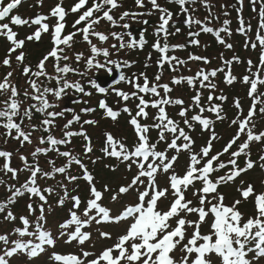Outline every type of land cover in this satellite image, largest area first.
I'll list each match as a JSON object with an SVG mask.
<instances>
[{
  "label": "snow or ice",
  "instance_id": "6c2138e0",
  "mask_svg": "<svg viewBox=\"0 0 264 264\" xmlns=\"http://www.w3.org/2000/svg\"><path fill=\"white\" fill-rule=\"evenodd\" d=\"M23 0H0V37L8 42V49L2 63L4 66L11 67V56L17 50L22 49L26 41H39L42 33H50L53 47L47 52L36 65L33 71L30 66L23 65L25 54L20 51L15 56L18 64L23 65L22 73L28 77H45L47 80H55L56 87L42 86L37 79H29L27 81L28 88L24 90V100H20V93L15 84L10 82L13 72H8L3 81L0 82V96L4 99L0 100V128L4 129L5 143L8 139L19 142L22 149L25 143L31 145L33 143L32 134L41 131L46 135L38 138V144L30 153L29 157L23 155L20 149L15 153L7 150H0V172L4 175H10L11 180H18L20 172H28V179L19 186L8 184L5 180L0 179V185L6 187L9 195L4 201H0V215L3 221L15 224L19 220L21 226L13 227L9 232L0 234V264H10V259L17 254L25 255L29 260L37 257L45 252L46 247L55 248L56 238L51 231L47 230V218L45 214V205L48 203V197L53 195L56 188L51 186L41 188L38 179H55L57 175L63 176L67 183L61 181L57 187L61 190L58 197V205L63 206L70 201L72 206L68 209V218L58 224L59 236L66 237L65 243H77L81 246L91 239V233L84 231L93 223L99 225L101 223H120L121 221H130L127 223L123 234L119 235L115 243L110 247H105L98 254L81 249L79 255L74 253L62 254L53 251L49 255V259L53 264H253V260L249 259L250 253H255V258L264 257V192L256 193L254 185L249 183L247 187L237 189L240 199H236L231 205L224 203L225 196L218 191L221 184L234 181L244 172L254 167V162L250 159V152L246 153L252 142H264V130L258 133L254 131L255 124L253 122L257 105L261 102L260 97L264 94H258V85H264V78L261 72L264 71V0H250L253 10L256 11L255 5L260 4L258 10L259 22L254 39L248 36L251 32V24L245 25L243 19H240V27L237 29L239 34L246 37L245 48L255 50L260 48L259 65L254 66L251 60L247 61L248 73L241 78V82L249 85L247 95L252 103L247 116H243V109L239 99L234 100V107L237 109V116L231 120V124L237 126L235 135L226 143L222 151L215 155H210L213 142L219 139L214 130V124L217 121H223L226 117L222 114V105L214 103L215 99L226 100V97L214 95L216 84L213 79L218 73H224V80L231 85L237 80L232 75L231 65L233 60L240 62L238 57L231 60H223L222 67L211 70L199 69L194 76H173L171 85H181L186 83L187 86L194 91V95L190 98L191 103L185 107V101L182 98H173L170 93L173 88L169 83H161L163 75V67L169 65L171 71L176 72L178 66H184L188 61H203L209 63L206 57L189 54L187 60L177 56H169L170 51L184 49L188 46H198L199 40L196 39L201 32L213 33L217 42L231 49L232 44L226 43L221 36L222 32L231 35V30L227 27L214 29L207 26L200 19H195L191 15L190 6L194 5L197 0H167L168 3H175L179 6L180 14L185 15L184 23L191 29L192 25L199 26V31H189V40L187 44L169 45L168 36L172 33L168 32V26L172 21L173 13L158 3V0H147L151 4L152 11L144 12H123L119 19L125 20L126 17L151 15L153 11L159 12L158 24L155 28V35L158 37L153 44L154 50L160 53L157 60V67L160 71L156 74L154 82L149 81L145 73L139 76L133 74L132 78H126L124 72L120 71L119 79L115 84L120 82L128 83L132 88V92H125L112 86L115 94L124 102V106L118 110H114L109 106L106 100L98 101V108L103 112L105 118L116 121L121 113L129 116L128 124L133 128L135 141L131 149L122 141L117 140L111 133H105L104 146L101 152L104 156L115 158L124 163L127 170L131 171L135 166L136 174L132 177L127 185L120 186L110 197L112 202H117L119 196L127 195L132 192L136 202L134 204H125L122 210L116 215H112V210L102 205V199L105 192L112 191L107 184L103 186V190H98L94 176L89 172L86 164L80 155L75 154L72 150H61V146L70 145L72 138L80 136L84 140L83 156L89 157L93 151L91 138L87 135L83 125H96L97 121L93 119L83 120L81 129L73 131L72 126L81 123V115L75 112V109L65 108L59 111H50V109H58L59 101L67 95L68 90H72L81 96H91L85 84L80 80L75 82L67 79L69 73L79 75L81 77L87 75V71L95 68H105L106 64L113 65L116 69L121 67H130L131 63L123 61L110 60V52L107 48H98L92 43L90 35L96 36L101 42L109 39L108 35L100 32L91 31L93 26L98 24L101 19L107 20L113 27L117 26V21L110 14L113 9L120 5L117 0H93L92 7L87 8L79 16L73 24L75 28L81 22H86V26L79 31L83 35V40L90 45L91 57L86 60V70L78 72L76 69L65 63L60 66V60L67 61L68 57L62 55L64 47H71V42L76 32L62 36V30L65 28L63 21L67 15L65 8L62 6L63 0L51 8L47 15L37 13L34 18L25 19L20 15H12L13 10L17 9ZM204 7L209 9L211 14V5L209 0H200ZM39 4L43 0H38ZM87 0H78L71 8V12L76 13L85 7ZM242 4L243 0H238ZM138 8L145 7V0H135ZM187 5V6H186ZM106 6H110L104 10ZM103 12L101 17L93 18L94 12ZM239 11V10H238ZM227 15V13H225ZM49 18H56V23L52 26L47 23ZM8 19L10 23H3ZM207 19V18H206ZM147 24V21H143ZM224 25L230 22L225 20ZM10 25L14 26H36L35 31L28 35L25 39H18L17 32ZM124 29L129 27L128 24L119 25ZM180 29L177 28L176 32ZM124 35L132 36L131 33L118 34L111 33V37L119 41L118 45H112L115 49L119 47L132 48L136 46L135 39L125 42ZM163 37V43L159 37ZM145 43L143 33L139 36V47L142 48ZM103 55L105 63H100L96 57ZM49 58L55 60L54 70L55 76H51L46 71V61ZM76 60H81V54L76 55ZM148 65H145L147 67ZM256 67L257 70L253 71ZM227 69V71L225 70ZM143 83H139L140 79ZM87 85L95 89L98 94H107L108 88L100 87L95 79H90ZM31 89V91H29ZM162 90V92H161ZM203 90H208L207 105L201 104ZM55 98V102H50L48 97ZM145 97H151L146 99ZM134 99L138 101L136 104V112L133 115L132 110L127 107V101ZM25 101H31L24 107ZM75 103H85L77 98ZM178 107L177 115L181 121L173 119L167 112L166 108ZM155 109V113L150 116L148 108ZM195 111L194 110H197ZM97 109L93 107H84L80 111L87 115L95 112ZM39 113L43 119L40 120L39 127L29 125L30 130L25 131L24 120H32L33 114ZM189 112H194L189 117ZM208 112L215 116V120L205 117L204 113ZM259 112L264 114V106L259 108ZM67 113H71L69 118H65ZM243 116V118H241ZM151 118L152 123H141V120L147 121ZM57 120H64L62 125L56 123ZM199 124L202 131L210 133L209 138L199 151L193 150L194 141L188 130H193L194 125ZM53 129H59L61 136L58 138ZM155 130L157 139L153 142L149 133ZM245 135L246 139L241 142L236 151L230 153V159L223 161L220 159L230 149L237 144L241 135ZM164 143L165 150H158V145ZM169 151L174 153L188 152V164L183 174H178L174 165L178 160V155H168ZM54 152L57 157L65 158V163L56 166L55 159H48L49 170L44 171L39 164V156H48ZM18 155L21 165L19 167L11 166L12 157ZM242 155H247L245 167L238 166V160ZM264 161V156L260 158ZM93 163L96 161L93 160ZM76 165L81 170L80 175H72L70 169ZM264 168V164L261 165ZM228 168L229 171L225 175L217 176L213 180L214 173L222 169ZM115 171V168L112 169ZM159 174L167 176V185L161 187L156 180ZM83 179L89 188V198L84 202L83 211H80L81 198L73 195L68 189V184H74L77 180ZM199 183L200 187H196ZM189 188H192V196L195 199H188L186 196ZM29 196L30 202L27 204L28 215H20L17 217L10 206L17 202L18 197L24 195ZM169 195L171 199L169 200ZM38 199L39 204L34 206L31 202ZM252 199L254 216H249L246 220L239 210V205L243 201ZM161 200H169L166 209L159 206ZM39 212L38 215H35ZM189 216H195L196 219H189ZM34 217V219H30ZM208 225V231L202 233V225ZM74 226V230H73ZM191 229V232H189ZM101 239H111L108 232L100 231ZM27 238V239H25ZM115 253V254H114ZM94 256L93 259L88 257Z\"/></svg>",
  "mask_w": 264,
  "mask_h": 264
},
{
  "label": "rangeland",
  "instance_id": "374dc122",
  "mask_svg": "<svg viewBox=\"0 0 264 264\" xmlns=\"http://www.w3.org/2000/svg\"><path fill=\"white\" fill-rule=\"evenodd\" d=\"M74 1L75 0H71V2H73V4H74ZM231 1V0H230ZM230 1L229 0H209V2H210V5L211 6H213L216 10H220V9H224V8H229L230 6H231V3H230ZM244 1V4H246V2H248V1H246V0H243ZM59 2V0H43V3L42 4H39L38 3V0H34V1H32L31 3H27V4H22V8H26V9H29V11H30V13H36L38 10H40V9H42L41 10V12H39V13H43V14H47L46 12L48 11V9H47V7L49 6V5H52V7H54L57 3ZM51 3H53V4H51ZM66 3V2H65ZM123 4V3H122ZM122 4H120V6L119 7H121V5ZM63 5V4H62ZM67 5V3L65 4V6ZM160 5H161V3H160ZM73 6V5H72ZM244 7H246V5H244ZM31 9V10H30ZM20 10V9H19ZM33 11H36V12H33ZM26 12V11H25ZM152 13H157V11H153ZM28 15L29 16V13L28 12H26L25 13V15ZM157 20H158V18H159V14H157V17H155ZM141 19H139V18H137V17H135V18H133V17H131V19H129V21H131V22H133V23H136V24H138L139 23V21H140ZM47 23H49V25L50 26H52L54 23H55V20L53 19V18H49L48 19V21H47ZM154 23V22H153ZM152 23V24H153ZM251 23V22H250ZM28 34H31V33H29L28 32ZM24 35V34H23ZM108 36H109V39L107 40V42L105 43V42H103V44H98L96 41H92L93 42V44H96V46L98 47V48H101V49H104V48H107L108 50H109V52H110V56L108 57V59H110V60H114V61H116V60H119V59H123V57H125L127 54H128V50H127V47H126V50H124V49H120L119 47H117V48H115V49H113L112 48V45H118L119 44V41H117V40H115V39H113L112 37H111V34H108ZM45 40L46 39H49L50 38V33H48L47 35H45ZM251 37V36H250ZM22 38H24L23 36H22ZM79 38V37H78ZM253 38V37H252ZM254 39V38H253ZM245 40H246V37L244 36L243 37V39L242 40H240V42H238V43H234L233 42V40H231L230 41V43L229 44H232L233 45V47L231 48V49H228L227 51H224L223 49H222V47H219L218 46V48L217 47H215L216 49H214V50H212V51H210V52H206L205 54L207 55V54H209V55H207L206 57L208 58V59H210L211 60V63H216L217 61H216V58H223V59H227V58H230V59H232L234 56H236V55H238V56H240L243 60L246 58V60L248 61V60H251L252 62H254V60L256 59V60H259V56L257 55V54H255L254 53V51H256V50H258L259 51V55H260V49H259V47H257L255 50H251V48L249 47V48H245ZM124 41L127 43V42H129V37L128 36H124ZM25 45H27L28 47H27V49L30 51V49H34V47L33 48H30V47H32V43H26ZM85 45V44H84ZM82 45V46H80L79 44L78 45H74L73 47L71 46L70 48H69V50H68V61L70 62V64L72 65V64H75V65H77V66H83L84 64H86L85 63V59L89 56V52H88V45ZM36 47H38V46H36ZM5 48H7L6 47V44L5 45H2L1 47H0V51H1V54L2 53H6L7 54V51H5ZM48 49V47L46 46V47H44V51H46ZM29 51H27L26 50V53H29ZM19 52L20 51H16L15 53H13V58H11V64H16V60H15V56L16 55H18L19 54ZM203 53V51H201V53L200 54H202ZM77 54H81V60L78 62L77 60H76V55ZM42 55V53L40 54V56ZM5 56L6 55H2V57L0 56V73H8V72H12L13 71V69L12 68H6L4 65H3V63H2V61H3V59L5 58ZM39 56V57H40ZM147 55H145V56H143V57H146ZM152 56H154L153 54H152ZM237 56V57H238ZM98 61L100 62V63H105V58H100L99 57V59H98ZM110 64H106V66H105V68L106 67H108ZM255 66V65H254ZM246 67H248V64L246 63L245 64V68ZM254 68H256V67H254ZM199 69H201V67L199 66V67H196V68H194L193 70H195L196 72L199 70ZM82 72V71H81ZM104 72H106L105 70H104V68H102V70L101 71H98V70H96L95 68H93V69H91L90 71H88L87 72V75L89 74V76L90 75H101V74H103ZM233 72H236V69L233 71ZM86 78V77H85ZM239 84V83H238ZM218 88H219V90H221V91H223V93L224 94H226V95H228L229 97H230V99L232 100L234 97H236V98H238L240 95H238V93H239V91H241L240 89H241V87H240V85H236L235 86V90H227L225 87H223L222 85H218ZM180 93V91L178 90L176 93ZM228 93V94H227ZM236 95V96H235ZM241 97V96H240ZM230 100V101H231ZM60 103H61V101H60ZM93 105H95V102H93L92 103ZM242 105H244V103H242L241 104V106ZM243 107V110H245V107L244 106H242ZM222 125H223V127L222 128H217V130H216V133H217V135H218V137H219V139H217L218 140V146L220 145L221 146V143H224L225 141H227V140H229L232 136H233V134H234V128H231L230 127V123L229 122H227V121H225V122H220ZM104 125H108V124H104ZM222 125H219V127L220 126H222ZM114 127H116V126H114V125H110L109 124V127H107L108 129H110L111 131H115L114 129ZM93 129H95V128H93ZM95 130H97V129H95ZM98 131V130H97ZM107 130H104V132H106ZM2 143H4V142H2ZM12 144V143H11ZM13 148H14V153L16 152V150L17 149H20V151H21V153L23 154V155H25V156H29L30 155V151H29V149H26V146L24 145V147L21 149L20 148V144H19V142H17V141H14L13 142ZM219 146V147H220ZM16 157H18V155H16ZM21 163V162H20ZM19 164V163H18ZM179 166L177 165V166H175L174 168H175V171L177 172V173H180V167L178 168ZM227 173V172H226ZM255 174V175H254ZM252 176H254V179H257V178H259V177H261V175L262 174H264V173H262V171L260 172V173H254ZM257 181V180H256ZM255 181V182H256ZM259 184H258V186L256 185H254V189H256V192L257 191H259V189L260 190H263L264 188H263V181H262V184H260V182L261 181H257ZM158 184H160V183H158ZM254 184V182H252V185ZM240 187H242V186H240V184H237L236 185V187L235 186H233V185H227V184H223L220 188H219V192L220 193H223V195L225 196V200H224V203L226 204V205H231L236 199H240V195H239V192L237 191V189L238 188H240ZM243 187H245V185L243 186ZM192 191L193 190H190L188 193H186V196H187V198L188 199H193L194 200V198H193V196H192ZM133 201H136L135 200V198H133ZM251 201H250V199L248 200V201H243L238 207H239V210L242 212V214H243V216H244V218H245V220L249 217V216H254L255 215V211H253V206L252 205H250L251 203H250ZM196 203V202H195ZM246 205L247 206H251L250 208H246ZM189 219H196V217L195 216H189L188 217ZM130 221H127V223H129ZM127 223H125L124 225H122L121 227L118 225L117 227H114V228H112V229H115V230H117L118 232L115 234L116 235V237H114V236H112L113 238H112V241H110V239H108L109 240V242L108 241H104V239H102V241L100 240L101 238H100V236L98 235V233H97V229L96 228H92L93 230L92 231H94V232H96L94 235H92V236H94L93 237V241L95 242L94 244H93V246H82V247H80V246H77V249H83V250H86V251H90V252H92V253H94V254H98L102 249H104L105 247H110V246H112L113 245V243H115V239H117V237L119 236V235H121V234H123V231H124V229H125V227L127 226ZM201 231H202V233H206L207 231H208V225L206 224V225H204V227L202 226V228H201ZM190 232H191V230H190ZM96 235V236H95ZM92 241V240H91ZM83 247H86V248H83ZM89 247V248H88ZM69 250H66V251H60V253H71V252H68ZM79 252H81V250H79ZM78 252V253H79ZM93 258H95L94 256H90V259H93ZM17 264H19V263H17ZM22 264V263H21ZM36 264H49L47 261H45V259H43L42 257L40 258V260H39V263H36ZM258 264H264V262L263 263H258Z\"/></svg>",
  "mask_w": 264,
  "mask_h": 264
},
{
  "label": "trees",
  "instance_id": "16d2710c",
  "mask_svg": "<svg viewBox=\"0 0 264 264\" xmlns=\"http://www.w3.org/2000/svg\"><path fill=\"white\" fill-rule=\"evenodd\" d=\"M106 7H108V6H106ZM165 8H167L168 10H170L171 12H173V14L178 15L180 19H185V15L180 14L179 10H174L175 8H172V4L171 3L165 4ZM259 8H260V4H257L256 5V13L258 12ZM244 11L245 12H244V15L243 16L239 15L236 12H234V13L232 12L231 15H230V17L227 18V15H229V14H227L225 16H222V14L225 13V11L222 10L221 11L222 14L219 13L217 16H214V18L212 20L210 19L211 20V26L210 27L218 30L220 28H224V27L229 26L228 28L231 30V32H233L234 29H236V27L238 28V26H236V25H238V19H241L242 18L243 21L245 23H247V20L249 18L248 16H249V14L251 12V7H249V6L245 7ZM253 12H255V11L253 10ZM225 20H228L230 22L227 26H225L224 23H223ZM104 23H105V20H104ZM108 23H105V24H108ZM239 23H240V21H239ZM176 25L180 29V31H182V32L179 35H176L175 33H172L171 36H169V38H168V44L169 43L170 44H173L174 41H176L177 38L182 37L184 39L185 36L187 37V33L190 30H192V27H193L192 26L191 29L184 27L182 25V21L176 23ZM146 31H148V30H146ZM184 31H185V33H184ZM234 35H235V37H237L238 33L237 34H234ZM146 36H148V34H146ZM221 36L222 37H227V36H230V35H228L226 32H222L221 33ZM146 39H148V37H146ZM197 39L199 41H202L203 43H201V44H199L198 46H195V47L194 46H188V47L182 49L179 52V55H183L184 56V58H182V59L187 60L189 54H194V55L199 56V54L201 53V51H203L205 49L204 47H207L208 46V47H211V48H215L217 46L216 45L217 44V39H216V37H215V35L213 33H202L199 36V38H197ZM184 40H185V43L184 44H187V42L189 40V37L185 38ZM154 42H156V41H150L149 44H144L143 45L144 47L142 49L143 52H148L150 54V48L149 47ZM238 58L240 59V56H238ZM136 63H137L136 64V67H138V68H136L135 71H132L133 72L132 74H136L137 76H139L140 73H145L147 75L149 81L154 82V78H155L156 74L160 71V69L158 67H155L154 65L151 66V67H144L143 63L142 64H140L138 62H136ZM233 63L235 64L236 69H238V68L241 69V67L238 65V63H236V62H233ZM242 66L244 67L245 64L243 63ZM181 67L182 66H178L179 69ZM237 71H239V70H237ZM170 73L171 74H175L176 72L171 71L170 68H169V65L168 64H165L164 67H163V75H162V77H165L166 75H169ZM132 77H133V75H131V78ZM261 77L264 78V72H261ZM141 80H143V79L141 78L140 81ZM182 87L185 90H189L188 89V86L186 84H182ZM258 88H259L258 93L259 94H264V85L263 86H259ZM203 93H204V98L206 100V98H207V96L209 94L208 93V90H203ZM243 97H245V92L244 91H243ZM261 97H262L261 102L257 105V110H256V112L254 114V117H253V122L255 124V128H254V131L255 132H257L256 129H258L261 126L262 120L264 118V114H262V113L259 112V108L262 107V106H264V96H261ZM213 102L215 103L216 101H213ZM177 109H178V107H176L175 110H177ZM222 109H223L222 114L226 118L223 121H219V122H225V121H227V122H229L231 124V120L233 118H235V112L237 111V109L235 107L231 106V104L228 103V102H227V105L224 104L222 106ZM100 117H102V114H100ZM41 119H43V117L39 113H35L34 112L33 118H32V120L34 122V125H36L37 127H39V123H40V120ZM220 125H222V124H220ZM119 126H123V127H120V128H123V130H124V124H119ZM232 126H234V125H232ZM214 127L216 128L217 127V124H215ZM77 128L78 127H76L75 124L72 126V130L73 131H79V129H77ZM53 131H54V133H56V130L55 129H53ZM33 133L34 134H33L32 138H33V141L35 142V144H38V138L41 135H46L45 133H42L41 131H36V132H33ZM60 136H61V134H60ZM78 138L82 139V137H80V136L73 137L71 144L70 145H67L66 147L65 146H61V150H72L75 154L78 153L81 150L80 147H78V145H79V139ZM244 139H245V135L242 134L241 137H240V140H238V143L237 144H239V141L244 140ZM95 141H98V139L95 140ZM80 143L83 145V141H81ZM95 145H97V142H96ZM261 147L264 149V142H252V143H250L249 149L246 150V153L247 152H250V159L253 162L255 160L259 159L260 156H264V152H261V150H262ZM256 151H259V152H257L258 153L257 155L254 153ZM53 153L54 152H51V154H48V156L41 155V156H39V158L40 157L53 156L54 155ZM245 158L246 159L248 158L247 155H242V156L239 157V160H238V166L239 167L242 168L245 165V161H244V163H243V161H240V159H245ZM58 159H60V161H62L63 160V157H58ZM102 159L103 158H101V160ZM95 163H94V165H95ZM74 166L75 165H73V167ZM95 166H99V165H95ZM254 166H255V164H254ZM41 168L44 171H48L49 170V165L48 166H43ZM254 168H257V167H254ZM106 169L107 170L102 169V166H99L98 168L97 167H93V170L91 169L92 171H90V172H92L94 178L96 180H98L97 182L104 181V180L106 181V180H109V178L112 177V172L108 171L109 168H106ZM101 171L103 173L102 174L103 177L101 176ZM70 173H72V175H75L74 174V171H71ZM61 181L67 183V181L64 180V177L63 176H60V175H57L55 177V179H46V181H45V184H48L47 186H51L53 188H56L55 193L50 196V201H51L50 204H55V208L52 209L51 211L45 212V214L47 215V217H46L47 218V221H49V222L46 223V227H48L49 224L51 225V222L52 221L53 222L56 221L57 223H60L61 221L63 222L65 219L68 218L67 211L69 209V205H68L69 204L68 203L69 201H67L62 207L61 206L57 207L58 197L61 194V190L57 187V185ZM12 183L13 182H11V184ZM81 187H84V184L80 180H77L74 184H68V189H69L70 193H72L73 195L78 190L83 189ZM7 193L8 192L6 190V187L4 185H1L0 186V201H3L4 195L7 194ZM24 196H27V194L24 195ZM24 196L17 198V202L15 203V205L17 206L16 207V210L17 209L19 210L21 208H22L21 210H24L25 209L23 207L24 206V202H23L24 201ZM10 207H12V206H10ZM1 216L2 215H0V219H1L0 220V228L2 229L4 227L3 226L4 223L2 222V218L3 217H1ZM16 216H18V214H16ZM30 219H34V217H30ZM15 223H18V221H16Z\"/></svg>",
  "mask_w": 264,
  "mask_h": 264
},
{
  "label": "water",
  "instance_id": "95a60500",
  "mask_svg": "<svg viewBox=\"0 0 264 264\" xmlns=\"http://www.w3.org/2000/svg\"><path fill=\"white\" fill-rule=\"evenodd\" d=\"M102 78L100 77V81H101V83L103 82V85L102 86H104V85H108V83H109V81H107V80H105V79H102Z\"/></svg>",
  "mask_w": 264,
  "mask_h": 264
}]
</instances>
